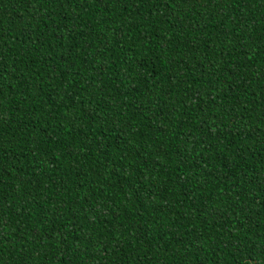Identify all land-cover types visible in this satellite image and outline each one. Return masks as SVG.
I'll list each match as a JSON object with an SVG mask.
<instances>
[{
  "label": "trees",
  "instance_id": "1",
  "mask_svg": "<svg viewBox=\"0 0 264 264\" xmlns=\"http://www.w3.org/2000/svg\"><path fill=\"white\" fill-rule=\"evenodd\" d=\"M0 264H264V0H0Z\"/></svg>",
  "mask_w": 264,
  "mask_h": 264
}]
</instances>
